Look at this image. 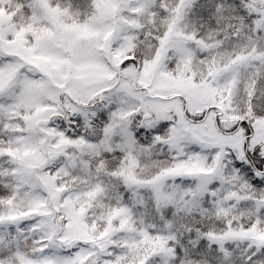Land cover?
Listing matches in <instances>:
<instances>
[{
  "label": "snow or ice",
  "instance_id": "6c2138e0",
  "mask_svg": "<svg viewBox=\"0 0 264 264\" xmlns=\"http://www.w3.org/2000/svg\"><path fill=\"white\" fill-rule=\"evenodd\" d=\"M0 264H264V0H0Z\"/></svg>",
  "mask_w": 264,
  "mask_h": 264
}]
</instances>
